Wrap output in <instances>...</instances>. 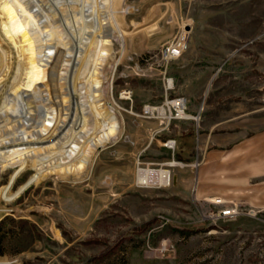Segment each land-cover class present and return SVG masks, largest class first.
Listing matches in <instances>:
<instances>
[{
  "label": "rangeland",
  "instance_id": "rangeland-1",
  "mask_svg": "<svg viewBox=\"0 0 264 264\" xmlns=\"http://www.w3.org/2000/svg\"><path fill=\"white\" fill-rule=\"evenodd\" d=\"M120 8L127 36L114 41L104 75L121 134L83 174L51 175L0 198V264H264V0ZM181 32V62L161 74V51ZM178 98L188 117L175 119L184 123L172 136L157 130L173 120L140 116ZM12 168L0 169V189ZM140 169H169L171 183L144 172L142 182ZM234 204L241 215L219 217Z\"/></svg>",
  "mask_w": 264,
  "mask_h": 264
},
{
  "label": "bare ground",
  "instance_id": "bare-ground-1",
  "mask_svg": "<svg viewBox=\"0 0 264 264\" xmlns=\"http://www.w3.org/2000/svg\"><path fill=\"white\" fill-rule=\"evenodd\" d=\"M123 2L0 0V169L14 167L0 189L4 203L51 175L83 174L96 151L121 134L104 70L114 41L127 36ZM176 105L186 103L159 111ZM26 170L34 172L13 191ZM143 172L146 181L164 183L171 174L140 169L142 182Z\"/></svg>",
  "mask_w": 264,
  "mask_h": 264
},
{
  "label": "built area",
  "instance_id": "built-area-1",
  "mask_svg": "<svg viewBox=\"0 0 264 264\" xmlns=\"http://www.w3.org/2000/svg\"><path fill=\"white\" fill-rule=\"evenodd\" d=\"M186 49H187V34L185 32H181L176 38L173 39V41H171L161 51V57H160L161 64L162 63L164 64L165 72H166V69L169 63L178 60L183 55V53L186 51ZM172 83H173V78L166 79L167 88H171ZM123 98L128 99V97L126 96H124ZM177 100L184 101V99H179V98L175 100H171V101H177ZM171 101H168V102H171ZM160 107L162 106L157 107V106L145 105L143 107V110L140 116L147 117V118L161 117V121L166 120L167 122H171L172 120L181 119L185 117L186 105L183 108H180L179 105L171 106V109L167 112V114H169L168 116L167 114H163L162 112L159 111ZM165 145L168 146L169 148L174 149L176 146L175 140H168L165 143ZM171 179H172L171 174H169V176L166 178V182L164 183L163 181H161V183L164 185H168L171 183ZM216 203L222 204L223 201H221V199H218ZM239 215H241L240 209L235 204L231 206H225L223 209L219 211V217L223 219H234L238 217Z\"/></svg>",
  "mask_w": 264,
  "mask_h": 264
},
{
  "label": "crops",
  "instance_id": "crops-1",
  "mask_svg": "<svg viewBox=\"0 0 264 264\" xmlns=\"http://www.w3.org/2000/svg\"><path fill=\"white\" fill-rule=\"evenodd\" d=\"M179 60H176V61L172 62V64L167 67L166 71L167 70H172L173 67L176 64H179L181 62ZM161 74H165L164 69L161 70ZM163 81H164V77H163ZM171 123H172V125H163V124H161V129H158L157 132H160L161 131V136L162 135L172 136L171 134L176 133V131H177L176 130V127H179V124H182L184 122H179L177 120H173ZM195 133H196V131H195ZM254 233H256V232H254Z\"/></svg>",
  "mask_w": 264,
  "mask_h": 264
},
{
  "label": "water",
  "instance_id": "water-1",
  "mask_svg": "<svg viewBox=\"0 0 264 264\" xmlns=\"http://www.w3.org/2000/svg\"><path fill=\"white\" fill-rule=\"evenodd\" d=\"M176 180V179H175Z\"/></svg>",
  "mask_w": 264,
  "mask_h": 264
}]
</instances>
